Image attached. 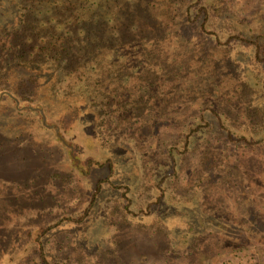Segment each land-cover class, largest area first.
<instances>
[{
	"label": "rangeland",
	"instance_id": "1",
	"mask_svg": "<svg viewBox=\"0 0 264 264\" xmlns=\"http://www.w3.org/2000/svg\"><path fill=\"white\" fill-rule=\"evenodd\" d=\"M17 3L0 0V264H264V0H218L199 27L184 8L189 41L154 57L162 102L118 111L18 64Z\"/></svg>",
	"mask_w": 264,
	"mask_h": 264
},
{
	"label": "trees",
	"instance_id": "2",
	"mask_svg": "<svg viewBox=\"0 0 264 264\" xmlns=\"http://www.w3.org/2000/svg\"><path fill=\"white\" fill-rule=\"evenodd\" d=\"M201 1L18 0L13 47L21 67H57L74 89L85 87L91 98L107 96L108 102L116 101L117 111L143 106L135 100L141 91L159 104L169 82L158 74L162 66L154 57L161 54L169 66L189 41L190 32L185 36L175 22L184 8L197 27L210 18L209 11H217L218 0Z\"/></svg>",
	"mask_w": 264,
	"mask_h": 264
}]
</instances>
